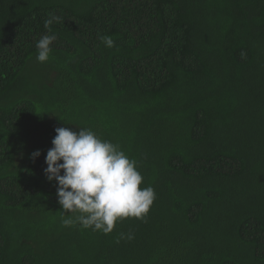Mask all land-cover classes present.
<instances>
[{
    "label": "trees",
    "instance_id": "trees-1",
    "mask_svg": "<svg viewBox=\"0 0 264 264\" xmlns=\"http://www.w3.org/2000/svg\"><path fill=\"white\" fill-rule=\"evenodd\" d=\"M57 127L137 162L143 220L64 225ZM0 264H264V0H0Z\"/></svg>",
    "mask_w": 264,
    "mask_h": 264
},
{
    "label": "clouds",
    "instance_id": "clouds-1",
    "mask_svg": "<svg viewBox=\"0 0 264 264\" xmlns=\"http://www.w3.org/2000/svg\"><path fill=\"white\" fill-rule=\"evenodd\" d=\"M60 21L61 17L49 13L44 27L51 32V25ZM55 39V34H51L37 41L39 62L49 59ZM102 40L106 47L114 46L111 36H103ZM55 132L53 147L45 157L44 171L49 181L58 182V203L62 209L77 214L64 219L65 226L80 223L84 228L109 234L119 220L128 217L143 220L147 216L156 199L155 190L151 186L140 187L143 176L137 162L118 144L103 140L85 128L77 132L57 127ZM40 154V150H36L31 155L36 158ZM120 238H125V234L121 233ZM133 238L130 232L127 239Z\"/></svg>",
    "mask_w": 264,
    "mask_h": 264
}]
</instances>
